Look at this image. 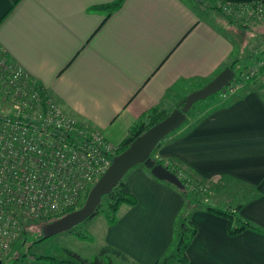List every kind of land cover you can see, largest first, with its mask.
Returning <instances> with one entry per match:
<instances>
[{
	"label": "crops",
	"instance_id": "0c3cea01",
	"mask_svg": "<svg viewBox=\"0 0 264 264\" xmlns=\"http://www.w3.org/2000/svg\"><path fill=\"white\" fill-rule=\"evenodd\" d=\"M113 1L0 0V48L64 113L114 144L149 110L177 107L181 95L248 52L233 37L234 27L252 35V53L264 30V19L243 27L221 16L224 25L217 24L195 0H123L112 11L94 8ZM261 89L249 81L219 97L217 106L152 151L151 157L190 171L204 198L221 203L230 196L235 216L263 231L229 234L227 217L195 207L188 214L196 232L187 261L174 264H264ZM151 175L140 164L124 175L136 203L121 204L116 222L105 219L102 229L101 245L124 253L129 264H154L171 249L184 206L177 189Z\"/></svg>",
	"mask_w": 264,
	"mask_h": 264
},
{
	"label": "built area",
	"instance_id": "2783aa9c",
	"mask_svg": "<svg viewBox=\"0 0 264 264\" xmlns=\"http://www.w3.org/2000/svg\"><path fill=\"white\" fill-rule=\"evenodd\" d=\"M214 4L234 23L264 17V0H215ZM240 85L231 79L224 92L233 94ZM119 148L98 130L64 113L0 48V255L19 237L25 223L77 204ZM192 187L204 191L198 182Z\"/></svg>",
	"mask_w": 264,
	"mask_h": 264
},
{
	"label": "rangeland",
	"instance_id": "374dc122",
	"mask_svg": "<svg viewBox=\"0 0 264 264\" xmlns=\"http://www.w3.org/2000/svg\"><path fill=\"white\" fill-rule=\"evenodd\" d=\"M195 1L196 3L201 4L202 6H204V8L210 11L209 13L207 10L202 9L204 12L211 14V19L213 21L217 22V24L224 25V17L222 16L220 9L218 7H213V2H211V0ZM262 19H264V17ZM259 21L251 22L248 24H254ZM235 23L243 27H247L248 25L240 22ZM258 32L259 40L256 47V52L252 53L253 51L250 50V48L252 47L251 43H253L252 35L246 32V30H239L234 27L233 37H236L237 41H243L245 44V48L248 50V52L242 55V57L236 58L233 55L228 61V65H232L234 72V76L232 79L241 82L240 88L236 92H239L246 83H249V81H251L256 85H259L262 88L261 92L264 94V63L261 64L260 62L261 59L264 58V30L259 29ZM248 72H252V74H250L249 78L245 79V75ZM227 95L228 93L220 91L219 93L213 94L204 100H199L194 103L189 112L187 113L186 123L196 122L211 108L217 106L220 103L218 99L219 97H225ZM181 96L183 99L186 97V95ZM181 101L176 100L173 103L174 106H176V104L178 106ZM166 110H169L168 112H170L172 109L168 107L166 108ZM184 124L185 122L182 125ZM86 193L87 192L82 195L81 199L77 204L71 206L74 207V210L80 208L83 205L86 199H84ZM204 199L205 201L209 200L211 204H215V208L220 207L222 208V210L228 212H233V207L236 205V201L234 199H231L230 196L220 198L221 203L214 202L216 201L215 197ZM105 209L106 199L103 198L101 199L97 207L96 214L83 220L82 222L73 226L69 230L48 237L44 236V227L47 223H49L48 217L42 218L41 220H38V222L33 221L25 223L21 226L22 230L19 237L14 238L15 240L13 239L14 241L10 245L7 252L5 254L0 255L1 264H30L34 261H37L36 258L40 256L70 260L71 257L68 255L66 250L73 251L79 254L81 257L87 259L88 261H91L92 258L97 255L100 249L103 247L101 245V234L105 224ZM63 211H60L58 213L56 212L52 216L60 215ZM25 225H27L26 228ZM114 262L116 264H119L115 259Z\"/></svg>",
	"mask_w": 264,
	"mask_h": 264
},
{
	"label": "trees",
	"instance_id": "16d2710c",
	"mask_svg": "<svg viewBox=\"0 0 264 264\" xmlns=\"http://www.w3.org/2000/svg\"><path fill=\"white\" fill-rule=\"evenodd\" d=\"M123 0H115L112 3L94 7L95 9H106L108 11H112L116 8H118ZM226 1V0H221ZM235 1V0H232ZM213 2V7H216L215 0H211ZM232 23V22H231ZM235 62V61H234ZM232 71V65H227ZM226 66V67H227ZM169 110L155 107L151 110H149L147 113L142 115L133 125L130 126L128 129L127 135L124 137V139L119 143V151L118 153L125 150L128 145L140 134H142L145 130L150 128L152 125L157 123L158 121L162 120L164 117L167 116ZM186 123V120H185ZM155 163L164 165L168 170L173 172L175 175L178 176L182 183V187L178 188L174 186L173 184L166 182L170 186L177 189L181 195L184 198V206L181 211V214L179 216V220L174 228V243L171 249L160 259L156 260L154 264H174L175 262H181L185 263L187 261L185 250L190 243L192 237L194 236L196 232V227L191 223L188 219L189 212L195 208V207H202L209 211H212L216 214L225 216L229 220V228L228 232L229 234H236L241 232L242 230L246 228L255 229L258 232H263L260 229L254 228L249 222L242 221L239 218H237L234 214V212H228L225 210H221L218 208H215L206 202L203 201L204 194L203 192L199 191L196 187H192V184L194 182H200L190 173V171L179 168L175 165H171L169 163H164L163 160L152 157ZM141 165V164H140ZM146 172L151 175L150 170L146 167H144ZM152 176V175H151ZM159 180V179H158ZM164 181V180H161ZM89 191V190H88ZM87 191V193H88ZM87 193L85 194L84 199L87 196ZM106 199V209H105V219L108 224H114L116 222V214L118 211V208L121 204H129L134 205L136 203L135 197L132 195L129 185L125 178H122L115 187L112 188V190L103 195L101 199ZM74 210V207L66 208L60 215L56 216H50L48 217V221H52L68 212H71ZM97 208L95 212L92 214H96ZM91 215V216H92ZM90 216V217H91ZM38 222V221H36ZM27 225H25V228ZM68 255L71 257L70 260H64V259H57L54 257H37L36 260L33 263L30 264H116L114 262V259L117 260L119 264H129L128 257L119 251L118 249L109 246L104 245L97 255H95L91 261H88L87 259L81 257L79 254L66 250Z\"/></svg>",
	"mask_w": 264,
	"mask_h": 264
},
{
	"label": "water",
	"instance_id": "95a60500",
	"mask_svg": "<svg viewBox=\"0 0 264 264\" xmlns=\"http://www.w3.org/2000/svg\"><path fill=\"white\" fill-rule=\"evenodd\" d=\"M233 76L234 72L229 67L223 68L205 85L188 93L166 117L138 135L125 150L112 158L109 167L88 191L83 205L47 223L44 227V236L69 230L89 218L98 207L102 196L109 193L135 165L141 164L157 179L169 182L178 188L182 187L178 176L164 165L155 163L151 153L165 136L185 122L187 113L194 103L220 91L224 92L225 86Z\"/></svg>",
	"mask_w": 264,
	"mask_h": 264
}]
</instances>
